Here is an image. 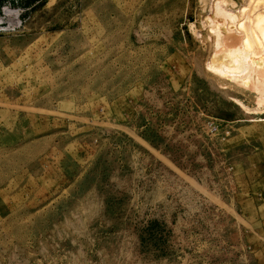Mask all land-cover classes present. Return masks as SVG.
I'll return each instance as SVG.
<instances>
[{"label": "rangeland", "instance_id": "rangeland-1", "mask_svg": "<svg viewBox=\"0 0 264 264\" xmlns=\"http://www.w3.org/2000/svg\"><path fill=\"white\" fill-rule=\"evenodd\" d=\"M29 2L0 264H264V0Z\"/></svg>", "mask_w": 264, "mask_h": 264}, {"label": "built area", "instance_id": "built-area-1", "mask_svg": "<svg viewBox=\"0 0 264 264\" xmlns=\"http://www.w3.org/2000/svg\"><path fill=\"white\" fill-rule=\"evenodd\" d=\"M35 1L39 4L41 0ZM29 3V0H0V35L16 34L25 28L32 9Z\"/></svg>", "mask_w": 264, "mask_h": 264}]
</instances>
